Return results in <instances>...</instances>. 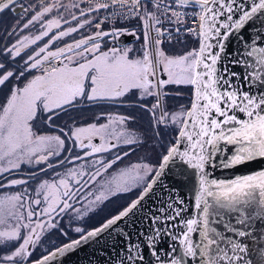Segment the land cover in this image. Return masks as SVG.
I'll return each mask as SVG.
<instances>
[{
    "label": "snow or ice",
    "instance_id": "obj_1",
    "mask_svg": "<svg viewBox=\"0 0 264 264\" xmlns=\"http://www.w3.org/2000/svg\"><path fill=\"white\" fill-rule=\"evenodd\" d=\"M14 3L0 0V13ZM172 3L192 11H175L164 0H73L70 5L41 0L40 9L19 26V32L8 33L16 39L0 48V56L7 58V64L18 60L22 64L8 70L0 62V88L16 81L0 103V188L26 185L28 179H7L24 165H44L40 173L66 163L74 166L62 173L53 171V179L39 183L34 193L25 188L0 196V245L22 241L0 256V264H50L84 242L116 231L119 222L135 215L156 185L164 187L160 182L174 167L185 175L192 170L196 178L194 214L182 217L188 211L184 200L170 195L159 214L148 217L147 233L138 234V240L126 237L124 255L118 251L114 264H144L149 259L145 250L155 258L151 264H264V244L249 247L250 242L264 238V233L253 230V224L264 227V169L230 179L215 178L211 171L264 159V19L255 24L264 16V0ZM148 4L154 10H148ZM117 6L119 11L102 19L94 15ZM117 15L141 20L145 42L140 55L120 42L124 35L135 36V30L102 28ZM183 16L192 20L184 34L196 38L199 47L168 55L161 45L174 37L180 42L181 29H164V19L182 22ZM36 25L35 36L20 35ZM86 27L96 31L50 50L57 41ZM45 38L47 42L38 46ZM106 40L114 46L104 50ZM168 85L190 86V104L169 113L168 94L163 91ZM133 90L141 100L151 97L155 101L150 107L141 105L153 118L154 130L169 125L176 128L157 166L137 163L109 172L128 152L111 159L103 154L138 143L135 134L124 127L131 117L109 115L106 124L92 123L68 132L58 129V135L43 131L61 112L75 109L82 101H116ZM94 138L100 142L93 143ZM77 148L79 154L71 155ZM53 159L55 164L49 162ZM135 188L141 189L140 195L99 227L88 231L76 227L78 239L30 259L43 233L57 228L55 221L63 214L74 212L83 217L111 197ZM82 200L86 207L77 208ZM253 250L256 255L249 258Z\"/></svg>",
    "mask_w": 264,
    "mask_h": 264
},
{
    "label": "rangeland",
    "instance_id": "obj_2",
    "mask_svg": "<svg viewBox=\"0 0 264 264\" xmlns=\"http://www.w3.org/2000/svg\"><path fill=\"white\" fill-rule=\"evenodd\" d=\"M47 2L48 0H44L45 4ZM61 2L64 3L65 5H70L73 2V0H61ZM75 2L79 3V0H75ZM40 5H41V0H15L14 5L10 6V9H6L8 12L0 21V48L5 46L6 44L10 45L11 43L14 42V40L16 39L15 34L13 36H10L8 41H6L8 37V33L12 32L13 29H16V31L19 32V26H22V24L25 23L27 19H29L31 15L34 14L35 11L39 10ZM80 6L82 8L85 7L84 4H81ZM25 9H27L28 11L25 12ZM148 10L151 11L152 8L148 7ZM3 12L0 13V17H2ZM53 15H55V13H53ZM65 15L67 16L66 13ZM94 15L96 16V14ZM71 26H75V24L73 23ZM135 26L140 34L141 40L138 42H133L127 46L131 47L136 55H140L141 45H143L145 42L143 31H142L141 20L137 22ZM119 27L122 29H129L131 25L126 24V25H120ZM38 28H39V25L30 27L29 29L25 30L23 33H20V35L35 36L36 34H38ZM94 31H96L94 27H86L85 29L81 30L79 34H73L71 37H66L62 41H57L56 43L53 44L52 49L50 50L60 47L65 43L71 42L74 39H79L81 38V36H86ZM47 39L48 38H45L43 41L39 42L38 46H42L43 43H46ZM192 41H195V39L188 41L185 44L187 47L183 49L186 50L187 48H190L192 46L191 44ZM105 43H108V41L106 40ZM185 45H182V47H185ZM112 46L114 45L112 44ZM33 47H37V46H33ZM168 47H171V48H168ZM175 47H177V45H175ZM175 47L166 45L165 48L172 49ZM4 59H7V58L0 56V62L6 63ZM21 64H22V61L18 60L17 63L15 64L6 63V67L8 70H13L19 67ZM35 74H36L35 72L32 73V75H35ZM28 78H30V76ZM12 83H16V81L13 80L11 83H9L8 87L0 88V103H3L4 97L7 95L8 89L12 86ZM106 108H107L106 105H101L100 108L96 109V106L93 105L92 102H88L86 100L82 101L81 103L75 106V109L69 108L66 113L61 112L59 115V118L58 119L54 118L53 123L51 125H45L43 127V131L49 134L58 135L60 134L58 129H63L64 132H68V130L71 128L86 127L88 124H92V123L106 124L108 123L107 116L105 114L107 112ZM101 114L102 116L100 119L98 118V116ZM142 117L143 115L137 116V119L133 117L134 119L133 120L130 119L128 122H126V125L124 126L129 132L135 134L133 138L136 139L138 143H135L134 146L136 145L139 147L135 149V152L133 154H128L121 161H118L113 166V168L109 170L110 173H115L119 171L120 169H123L125 167H128L133 164H137V163H148L154 166L157 165L161 157L160 154H162L163 151L158 150L157 152H153L151 148L149 149L144 146L145 138H144V135H142L143 132L140 126V122H142L141 120ZM43 119L46 120L47 117H44ZM135 121H137V123ZM66 125L67 127H65ZM99 142H96L95 138L93 139V143H99ZM67 143L68 142L66 141V147H67ZM79 151L80 150L77 148L73 153H71V155L79 154ZM122 151L123 150H121L120 148H117V149H114L111 153H104L103 155L106 159H111L113 155L120 153ZM50 163L55 164L56 160L53 159L51 160ZM79 163L80 162H76V165H78ZM73 166L74 165L72 164L66 163L64 167H56L54 170H49L47 172L40 173L39 169L41 167H44V165L35 166V167L24 165L21 167L18 173H13L12 175L7 176V179H28L29 182L26 185H22V186H13L10 188L9 187L0 188V196L5 195V194L10 195L15 192H23L25 188L29 192L34 193V190L38 187L39 183H41L44 180L53 179V171L62 173L67 168H70ZM33 173H35L34 176H33ZM139 189L140 188H135L132 191H129L127 193H119L116 196L111 197L108 201H105L103 204L95 206L92 212L88 213L87 215L83 217H78L77 214L74 212H68V213L63 214L59 219L55 221V223L57 224V228L47 229L43 233L40 241L38 242L36 247L32 250L33 254L30 259L34 260L40 257L42 254L50 250V248H52L53 245L59 244L63 242V240L68 241L70 239L72 240L74 238H77L80 234L74 231L76 227H80L84 229L85 231H88L90 229L100 226V224L103 223L107 218H109L111 215H115L117 211L121 210L122 207L130 203L129 200H127L128 197L130 196L131 199L135 197ZM86 204L87 202L82 200L80 204L76 205V207L77 208L86 207ZM39 207L42 208L44 207V205L42 204ZM33 209L36 211H39V208L35 205H33ZM20 242L22 241L11 242L6 245H0V256L7 254L12 248L18 246Z\"/></svg>",
    "mask_w": 264,
    "mask_h": 264
},
{
    "label": "water",
    "instance_id": "obj_3",
    "mask_svg": "<svg viewBox=\"0 0 264 264\" xmlns=\"http://www.w3.org/2000/svg\"><path fill=\"white\" fill-rule=\"evenodd\" d=\"M262 19H264V16L257 19L255 24L259 25L260 20ZM132 30H135V36L124 35L120 38V42L123 45L131 44L132 42H136L140 39L137 30L130 29L129 31ZM254 31L255 29H253V32ZM235 46L238 47V44ZM232 47L233 45L229 46V51L232 50ZM260 169H264V159H257L253 162L246 163L232 169L224 170L216 168L211 171L215 178L230 179L236 175L249 174ZM195 179L196 178L192 174V170H188L187 175L183 174L182 170H178L175 167L171 171H166V175L160 182L164 185V187H161L159 184L156 185L153 191L141 202V205L136 210L135 215H130L125 220L119 222L116 226V231H108L100 237L84 242L74 251H70L63 257H57L55 260L51 261L50 264H114L118 251L120 252L121 257L124 255L123 245L126 237L131 235L133 239L138 240L140 239L138 234L147 233L151 225V221L148 217L159 214L158 209L162 207L165 202H167L170 195L184 200V207L187 208L188 211L182 213V217L186 218L194 214L195 210L193 205ZM139 195L140 193L138 196ZM121 229L123 232H120L118 235V232ZM253 230L257 234L264 233V227L257 228L255 224H253ZM78 238L79 236L73 240ZM251 239L252 238H249V241H251ZM70 241L63 243L62 245L67 244ZM169 243H171V241H169ZM262 244H264V238H257L254 243H249V247L255 249ZM55 248H53L52 251ZM145 251L149 259H146L144 264H151L155 258L151 257V254L147 252V250ZM255 255L256 252L253 250L250 252L249 258H252Z\"/></svg>",
    "mask_w": 264,
    "mask_h": 264
},
{
    "label": "flooded vegetation",
    "instance_id": "obj_4",
    "mask_svg": "<svg viewBox=\"0 0 264 264\" xmlns=\"http://www.w3.org/2000/svg\"><path fill=\"white\" fill-rule=\"evenodd\" d=\"M140 37V34H139ZM141 40V37L138 41ZM136 41V42H138ZM133 43V42H132ZM192 46L190 48H187L184 50L182 45H177V47L168 49L171 47H168L167 49L165 48L166 45H161V47L166 51L168 55H179L183 54L186 51L195 49L199 47V43L197 39L195 41L191 42ZM130 45V44H128ZM127 46V45H126ZM189 46V45H188ZM104 50H107V48L113 47L112 43H105L104 42ZM160 78L166 79L165 75H161ZM164 92H166L168 95L165 97L166 100V110L169 113L176 112L180 106H187L190 104L191 101V96H192V88L190 86H177V85H168L165 86L163 89ZM147 103L149 107L151 106L152 103H155V101L151 97H147L144 100H141L139 97V93L137 90H133L131 93L127 95L126 98H121L116 101H93L92 104L96 106V109L100 108L101 105H106L107 112L105 113L106 116L112 115V116H117V115H124L127 117H131L133 120L137 119V116L143 115L141 118L142 122H140L141 130H142V135H144V142H145V147L146 148H151L153 152L159 151H165V147L168 146L174 139L176 135V128L174 126L169 125L168 128H165L163 126H160L158 131L154 130L153 127V118L150 116V114L147 111H144L141 105ZM161 113L157 110V117ZM101 115L98 116V118L101 119ZM137 123V121H135ZM142 123V124H141ZM139 126V127H140ZM96 142H99L98 138H95ZM143 142V143H144ZM139 146H127L124 145L122 147H119L121 150H123L120 153L123 152H128V154H133L135 152V149H137ZM51 162V160L49 161ZM141 189L137 192V195L133 197L132 199L130 196L128 197L127 200L129 202L136 198L138 194L140 193ZM131 200H130V199ZM128 202V201H127ZM118 212V211H117Z\"/></svg>",
    "mask_w": 264,
    "mask_h": 264
},
{
    "label": "built area",
    "instance_id": "obj_5",
    "mask_svg": "<svg viewBox=\"0 0 264 264\" xmlns=\"http://www.w3.org/2000/svg\"><path fill=\"white\" fill-rule=\"evenodd\" d=\"M164 3L172 4V7L174 8V10L178 11V12H189L190 13L192 11L191 8H188V9L181 8L178 5L169 2L168 0H164ZM148 7H151L152 10H154L152 4H148ZM119 10H120L119 6H117L114 9L110 8L108 10H102L99 13H96L97 14L96 16H97L98 19H102L103 17L109 15L111 12L119 11ZM156 14H157V16H160L159 12H157ZM160 18L164 19L163 17H160ZM181 19H182V22H177L175 20V18H171L172 22H169V20L164 19V23H163V28L164 29L174 30L177 27H179L181 29V35H180V38H179L180 42H178V43H184L185 41L194 38L191 34H187V35L184 34V28L185 27H191L192 26V20L188 16H183ZM139 21H140V19H138V18L124 19V18H121L120 16L117 15V16L113 17L112 20L105 21L102 24V28L107 27V28H105L106 30H109L112 27L120 28L119 27L120 25H126V24H130V23H133V22H139ZM165 43L166 44H174V43L176 44L177 42H175V37H174L172 42H168L167 40H165Z\"/></svg>",
    "mask_w": 264,
    "mask_h": 264
},
{
    "label": "trees",
    "instance_id": "obj_6",
    "mask_svg": "<svg viewBox=\"0 0 264 264\" xmlns=\"http://www.w3.org/2000/svg\"><path fill=\"white\" fill-rule=\"evenodd\" d=\"M168 1L172 3V0H168ZM7 12H8L7 10H5V11L3 12L2 17H0V21H1V19L7 14ZM130 25H131V27L136 28V26H135V25H136V22L130 23ZM9 38H10V36L7 37L6 41H8ZM187 42H188V41H186L185 43H180L179 45H185ZM6 45H7V44H6ZM175 45H176V44H174V45H169V46H173V47H175ZM4 61H6V59H4ZM9 66H11V65H9ZM190 102H191V101H190ZM163 153H164V151H163ZM163 153H162V154H163ZM162 154H160V156H161ZM159 162H160V159H159L157 165L159 164ZM157 165H156V166H157ZM70 240H71V239H70ZM68 241H69V240H68ZM65 242H67V240H63V242H61V243H59V244H55V245H53L52 248H55V247H57V246H60V245H62V244L65 243ZM52 248H50V250H48V251L45 252L44 254H47V253L51 252V251H52ZM44 254H42V255H44ZM42 255H41L40 257H42ZM40 257H38V258H40ZM38 258H36V259H38Z\"/></svg>",
    "mask_w": 264,
    "mask_h": 264
}]
</instances>
